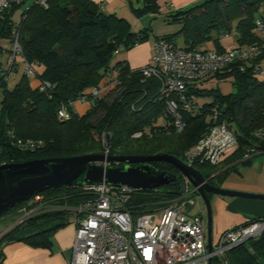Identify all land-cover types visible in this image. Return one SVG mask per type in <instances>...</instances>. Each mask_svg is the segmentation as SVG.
Here are the masks:
<instances>
[{
    "label": "trees",
    "instance_id": "obj_1",
    "mask_svg": "<svg viewBox=\"0 0 264 264\" xmlns=\"http://www.w3.org/2000/svg\"><path fill=\"white\" fill-rule=\"evenodd\" d=\"M27 1L16 0L0 16V164L104 153V134L109 154L168 153L183 160L184 153L215 123L210 116L215 106L220 111L219 120L236 130L238 147L223 166H196L211 183L221 184L226 173L245 160V154L252 153L249 158L252 160L254 155L264 153V137L258 135L264 132V80L251 71L240 70L237 63L231 71L216 74L233 78L235 88L229 93L200 87L202 82L191 85L189 94L203 98L202 102L198 101L204 112L186 114V128L178 132L166 113L159 78L145 76L142 67L131 68L124 58L114 60L122 50L129 51L149 41L153 34L150 27L136 31L125 17L104 10L96 0H47L45 5L33 0L16 19V12ZM142 1L139 7L130 1L136 16L160 12L159 0ZM262 4L264 0H205L166 10L165 15L181 23L177 33L184 38L183 47L202 49L207 45L206 49L223 50L227 45L222 37L226 34L238 45L260 42L254 24ZM15 31L21 47L18 53L14 52ZM153 39H170L176 43L173 33ZM17 54L24 65L28 63L33 68L34 74L29 76L25 67L17 83L10 87L11 74L19 70ZM12 55L15 63L9 67L7 60ZM114 71L119 85L84 114L77 113L72 103L84 91L102 84ZM33 79L38 80L37 85H33ZM44 81L51 87L42 90L40 84ZM62 105L68 108L70 118L58 117ZM161 116L165 121L159 120ZM137 131H143L140 138L133 137ZM154 164L176 178L152 191H134L127 203L129 207L152 211L186 194L192 198L193 185L174 164L162 161ZM40 195L42 198L37 200ZM95 197V192L85 186H66L46 189L17 203L2 216L33 206H38L41 212L21 221L0 239V264L4 259L3 246L9 242L24 241L36 247L52 248L54 232L72 222L74 208ZM226 261L264 264V232L228 251Z\"/></svg>",
    "mask_w": 264,
    "mask_h": 264
},
{
    "label": "built area",
    "instance_id": "obj_2",
    "mask_svg": "<svg viewBox=\"0 0 264 264\" xmlns=\"http://www.w3.org/2000/svg\"><path fill=\"white\" fill-rule=\"evenodd\" d=\"M15 1L0 0V16ZM35 1L47 4V0ZM254 32L260 42L233 44L223 50L187 49L170 39L155 41L150 62L142 67V71L147 77L159 78L166 113L171 116L176 131L186 128V114L204 112L203 105L189 94L191 85L231 71L237 63L240 70L251 71L264 80V4L255 19ZM14 35V52L18 53L21 52L18 33L15 31ZM226 39H230L228 34L222 37V40ZM14 63L12 55L7 65L13 67ZM25 67L29 76L34 74L28 63ZM119 83L114 71L102 84L84 91L78 100L89 101L93 106ZM48 87L51 84L47 81L40 84L42 90ZM210 116L215 123L184 153L183 161L188 165H220L238 147L236 130L228 122L219 120L218 106L212 108ZM58 117L62 120L71 117L65 105L58 110ZM142 135L143 131L134 134ZM258 135L264 137V132L260 131ZM104 153L108 155L109 151ZM251 156L252 153H247L244 159ZM85 187L94 191L96 197L74 208L76 233L70 264H228V251L264 232V217L249 218L212 237L210 248L202 215L190 212L194 206L193 198L187 197L190 194L168 200L155 210L142 211L127 205L135 191L128 186L103 183ZM34 210L28 208L27 214Z\"/></svg>",
    "mask_w": 264,
    "mask_h": 264
},
{
    "label": "water",
    "instance_id": "obj_3",
    "mask_svg": "<svg viewBox=\"0 0 264 264\" xmlns=\"http://www.w3.org/2000/svg\"><path fill=\"white\" fill-rule=\"evenodd\" d=\"M161 161L174 164L190 180L194 192L203 198L208 212L207 234L210 248L213 237L210 195L264 200V194L261 193L231 190L214 185L199 169L168 153L153 155L87 153L0 164V217L17 203L49 188L83 187L105 183L128 186L135 191H152L171 183L176 178V175L166 174L154 164ZM105 162L108 164H104ZM239 163L250 165L252 160ZM19 223H15L4 234Z\"/></svg>",
    "mask_w": 264,
    "mask_h": 264
},
{
    "label": "crops",
    "instance_id": "obj_4",
    "mask_svg": "<svg viewBox=\"0 0 264 264\" xmlns=\"http://www.w3.org/2000/svg\"><path fill=\"white\" fill-rule=\"evenodd\" d=\"M96 1L102 4L104 10L111 11V9H108L118 0ZM198 1L200 0H165V6H168L169 9H179L191 6ZM159 3L162 7L161 2ZM154 43L155 39L151 38L149 41L125 52L123 58L128 61L131 68H141L150 62ZM32 82L33 85L38 84L36 79H33ZM199 86L203 87L204 83ZM200 99L198 98L197 100L202 102ZM72 105L79 114H84L90 108L89 101L76 100ZM226 159L220 166H223ZM211 201L213 231L215 230L217 235L227 228L242 224L249 218L264 217V200L213 195L211 196ZM74 220L73 217L71 223L54 232L52 248L36 247L24 241L6 243L3 246L4 259L1 264H70L76 233Z\"/></svg>",
    "mask_w": 264,
    "mask_h": 264
},
{
    "label": "rangeland",
    "instance_id": "obj_5",
    "mask_svg": "<svg viewBox=\"0 0 264 264\" xmlns=\"http://www.w3.org/2000/svg\"><path fill=\"white\" fill-rule=\"evenodd\" d=\"M130 1L136 7L143 5L142 0H118L108 10L111 9L112 12L117 13L118 15L122 17H125L132 24L134 30L136 31H139L143 27H150V29L153 32L151 38H155V36H161V35L173 33L176 43L179 46L185 45L182 34L177 33L179 29H181V23L175 22L172 20L171 17L168 18L165 15V11L170 10L168 6H165V0H159V2H161V4L163 5L162 6L163 9L165 10H163L160 5V12L158 14H141L140 17L136 16L134 12L131 10ZM203 1L205 0H200L196 2L195 4H199ZM32 2L33 0H28L25 5L20 7V10H18L15 14V18L19 19L21 17L22 12L25 10V8H27ZM195 4H192V5H195ZM233 41L234 39H226L224 43L225 45L229 46L230 44L235 43ZM4 44L11 46V43L10 42L8 43L7 41H4ZM206 46L207 45H204L203 48H206ZM125 52L127 51L122 50L118 55H116L114 60H118L119 57H122L123 59ZM16 60H17V63H19V65L16 64L19 66V70L18 72H14L11 74L10 79H9L10 87H13L17 83L22 72L25 69V65H24V62L20 54L16 55ZM203 83H204V86L207 88H219L224 93H229L233 91L235 88L233 78L231 77L214 76V77H211L203 81L202 85ZM107 95H105L104 97H106ZM200 100H203V98H201ZM159 120L165 121L164 116H161ZM133 137L140 138L141 136L140 137L133 136ZM102 141H103L104 151L106 150L109 151L107 136L105 134H104ZM221 185L223 188H226V189L238 190V191L240 190V191L249 192V193L264 194V153H259V154L254 155L252 157V163L250 165H242L241 163L236 164L232 169H230L226 173V176L223 178ZM192 193H193L192 198L194 201V206L190 208V212L201 214L204 219V223L207 225V217H208L207 206L203 198L198 193L196 192H192ZM42 196L43 195L37 196V200H40ZM31 208L35 210L29 214H27L29 212L27 211L28 208L26 211L24 210V208H20L16 212L17 214L9 213V214H6L5 216L0 217V236L2 235L0 239L5 235L4 233L15 223L26 220L27 218L32 217V216H36L39 214V212H41L40 210L37 209L38 206H33ZM216 236L217 234L214 230L213 238Z\"/></svg>",
    "mask_w": 264,
    "mask_h": 264
},
{
    "label": "flooded vegetation",
    "instance_id": "obj_6",
    "mask_svg": "<svg viewBox=\"0 0 264 264\" xmlns=\"http://www.w3.org/2000/svg\"><path fill=\"white\" fill-rule=\"evenodd\" d=\"M238 164V163H237ZM214 185H221V184H218V182H216V181H213L212 182ZM222 186V185H221ZM213 196V195H212Z\"/></svg>",
    "mask_w": 264,
    "mask_h": 264
}]
</instances>
